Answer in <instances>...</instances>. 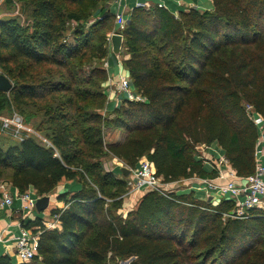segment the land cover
I'll return each mask as SVG.
<instances>
[{
  "label": "trees",
  "instance_id": "16d2710c",
  "mask_svg": "<svg viewBox=\"0 0 264 264\" xmlns=\"http://www.w3.org/2000/svg\"><path fill=\"white\" fill-rule=\"evenodd\" d=\"M14 1L21 15L0 19V72L13 83L0 91V116L17 111L50 145L33 135L12 145L16 137L1 132L0 185L65 205L51 211L57 228L23 222L41 234L35 257L22 264H264V209L236 219L232 200L149 191L123 214L127 179L105 168L110 157L132 169L145 158L164 184L212 180L218 171L199 148L217 144L238 177L255 172L260 129L251 116L264 118V0L134 8L120 32L121 56L144 101L113 110L104 62L119 31L110 0ZM14 10L6 0L0 13ZM118 131L126 137L108 143ZM72 181L81 183L78 192L57 193ZM0 264L13 262L6 256Z\"/></svg>",
  "mask_w": 264,
  "mask_h": 264
},
{
  "label": "built area",
  "instance_id": "2783aa9c",
  "mask_svg": "<svg viewBox=\"0 0 264 264\" xmlns=\"http://www.w3.org/2000/svg\"><path fill=\"white\" fill-rule=\"evenodd\" d=\"M115 1L118 3L127 0ZM166 1L167 0H140L136 4L135 8H150L152 4L157 5L159 8H166ZM5 2L6 0H0V9ZM13 2L16 9L15 15H21L20 5L14 0ZM129 19L130 15L127 16L123 11H119L116 13L115 24L117 31H119L118 34H120V32H122L126 28ZM108 59L104 62V67L107 69V71L109 68ZM119 60L118 62L120 63ZM117 92L123 97V101H144V98L135 91L130 77H121L119 83L117 84ZM247 110L248 112H253L251 106H248ZM251 117L255 125L260 129V138L258 141V145H260L264 141V118L256 114H253ZM0 124L2 133L13 132V136L19 138L21 141H23L26 136L33 135L39 137L41 140H43L44 143L50 145L49 142L41 137L34 129L32 130V128H28V126H26L24 118L19 113L13 112L11 117L0 116ZM138 164L139 167L132 171L135 177L133 180L131 179L132 183L136 185L135 188L137 190H141L142 187H147L152 191H156L166 196L172 192H175L167 191L166 189L162 188L161 183L163 186H172V184H164L163 182H161L160 179L154 175L151 164L147 161V159H142ZM212 169H216L218 171V176L215 179H194L199 180L200 190H203L210 194L209 197H212V193H215L216 195H220L222 199L232 200L236 206L235 210L231 214L233 218L247 219L248 213L251 210L257 208L264 209V165H262L257 159L255 172L247 178L238 177L225 157H222L219 160L218 166H214L212 167ZM218 182H220V184H217ZM1 188L4 190V203L11 206L14 202L12 195L7 192V190H5L4 185H2ZM19 199L22 201V209H24L25 211H30L35 208V200L33 199L31 192L19 195ZM56 221L58 222L57 219ZM58 226L59 222L52 223L48 225L47 228L54 229ZM40 234V231L38 233L32 234L28 229L23 228L21 231V235L17 237L16 255L22 263L30 262L35 257L39 246Z\"/></svg>",
  "mask_w": 264,
  "mask_h": 264
},
{
  "label": "crops",
  "instance_id": "0c3cea01",
  "mask_svg": "<svg viewBox=\"0 0 264 264\" xmlns=\"http://www.w3.org/2000/svg\"><path fill=\"white\" fill-rule=\"evenodd\" d=\"M139 1L140 0H127L117 3L115 0H110L106 4V8L109 9L113 14H116L119 11L129 13L135 8L136 4ZM166 5L173 12H177L179 9L181 10L184 8H193V6L200 10H208L212 8V3L210 0H167ZM122 58V56L120 58H117L113 54L111 46V55L108 59L109 80L105 85L106 93L110 98L109 110L115 109L116 107L121 105V102H123V97L117 92V84L119 83L121 77H129V72L124 67L123 63H121ZM118 60L120 61V63L118 62ZM122 134L119 136L118 134L113 135V133H110L107 138L108 143H115L119 140H123L126 136ZM9 143L12 144V142ZM199 150H201L200 156L205 160V165L210 169H212V167L214 166L217 167L219 160L224 157L222 149L217 144L204 146V148L200 147ZM256 159L262 165H264V141L262 142V144L258 145V149L256 151ZM105 165L107 171L114 172L117 175L122 171L121 169L123 167V164L120 163L118 159L113 157L107 159ZM2 185H4L5 190H7V192H9L14 199V202L11 206L4 203V190L1 188ZM81 187V183L77 181L64 182L58 187L57 193H64L66 191L75 193L78 192ZM177 188L179 189V192H177L178 194L182 195L194 192L198 200L208 203L216 204L222 200L220 195L212 193V197H209L210 194L203 190H200L199 180L196 179H191L178 184ZM30 192L32 193V197L36 203L38 199L36 191L34 189H31ZM19 195L20 194L17 192V189L13 187L9 182H5L0 185V259L7 256L12 260L13 264H22V262L16 255V239L21 235V231L24 228L23 222L33 223L39 219L42 221L44 226L47 227L52 223H58L56 221L57 218H54L51 215V211L54 208L61 209L65 207L63 202H59L57 198L49 195L51 197L50 204L44 212H38L36 208L30 211H25L24 209H22L23 204L19 199ZM32 229L29 231L34 234ZM39 229V227H36V230L39 231Z\"/></svg>",
  "mask_w": 264,
  "mask_h": 264
},
{
  "label": "rangeland",
  "instance_id": "374dc122",
  "mask_svg": "<svg viewBox=\"0 0 264 264\" xmlns=\"http://www.w3.org/2000/svg\"><path fill=\"white\" fill-rule=\"evenodd\" d=\"M194 7V6H193ZM15 12H16V9L14 10V11H3V12H1L0 13V19L1 18H3V17H8V16H15ZM127 16H129L130 15V12L129 13H125ZM0 74H2L1 72H0ZM13 112H16V113H18L17 111H13ZM4 116H6V117H11V116H8V115H4ZM23 117V116H22ZM24 118V117H23ZM26 124V126H28V128H32V130L34 129V122L33 123H29V124H27V123H25ZM0 133H1V130H0ZM123 132H121V131H118V132H113V135L114 134H118L119 136L122 134ZM11 134L13 135V132H11ZM123 135V134H122ZM4 136H10V135H4ZM7 138H9V137H7ZM39 138V137H38ZM40 139V138H39ZM15 141L16 142H21V140L19 139V138H14L13 137V142H12V145H14L15 144ZM119 141H121V140H119ZM201 147H203L204 148V146H201ZM200 152H201V150H199V154H200ZM201 157V156H200ZM225 157V156H224ZM204 160V159H203ZM108 163V162H107ZM121 163V162H120ZM123 164V163H122ZM204 164H205V160H204ZM231 165V164H230ZM106 166V165H105ZM123 167L122 168H128L126 165H122ZM137 167H139V164L137 165ZM136 167V168H137ZM232 167V166H231ZM136 168H128V169H130V174H129V176L128 177H126V179H127V182H130L131 181V179L133 180L134 179V174H133V170H135ZM233 169V168H232ZM122 170V169H121ZM160 179V181L162 182V179L161 178H159ZM217 184H220V182H218ZM161 186H162V188L163 189H166L167 191H175V192H179V189L177 188L178 187V183H175V184H172V186H168V185H162V183H161ZM136 185L134 184V183H132V181L130 182V183H128V193L124 196V209H123V214H126L127 212H129L130 210H133L136 206H137V204H138V202H139V200H140V198L146 193V192H149V191H152L150 188H147V187H142V189L141 190H137L136 188ZM30 192V191H29ZM37 195V194H36ZM216 196V195H215ZM215 196H213V197H215ZM37 197L38 198H40L38 195H37Z\"/></svg>",
  "mask_w": 264,
  "mask_h": 264
},
{
  "label": "water",
  "instance_id": "95a60500",
  "mask_svg": "<svg viewBox=\"0 0 264 264\" xmlns=\"http://www.w3.org/2000/svg\"><path fill=\"white\" fill-rule=\"evenodd\" d=\"M112 52L117 57L120 58L123 49L124 37L121 34L114 33L110 38ZM13 88L12 81L5 76L4 74H0V91L9 93ZM122 172L124 173L125 177H128L130 174V169L122 168ZM51 197L50 196H43L37 199L35 203V208L38 212H44L50 204Z\"/></svg>",
  "mask_w": 264,
  "mask_h": 264
}]
</instances>
